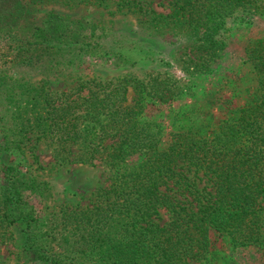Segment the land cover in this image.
I'll list each match as a JSON object with an SVG mask.
<instances>
[{
    "label": "trees",
    "instance_id": "trees-1",
    "mask_svg": "<svg viewBox=\"0 0 264 264\" xmlns=\"http://www.w3.org/2000/svg\"><path fill=\"white\" fill-rule=\"evenodd\" d=\"M48 1L52 0H0V27L12 28L26 18L31 5ZM124 1L133 0L116 3L120 6ZM174 1L179 3L172 11L173 19L182 21H198L208 11L210 19L221 26L237 6L252 7L264 16V0ZM85 26L84 19L71 22L50 10L40 25L32 27L31 36L73 41L85 36L81 31ZM244 54L257 82L246 99L226 106L204 128L194 119L184 127H173L168 142L161 146L160 130L149 125L156 120L144 115L148 99L141 91L147 82L134 76L89 79L67 89H35L37 98L25 106L24 126L30 138L51 144L52 158L58 163L101 164L109 172L107 183L95 187L88 202L64 205L58 215L72 225L82 247L90 246L95 260L102 264H191L210 243L209 230L213 237L226 236L231 247L253 244L264 250V35L248 38ZM128 85L133 92L129 100ZM17 144L2 130L0 231L20 224L23 252L29 251L43 264H75L69 261L73 257L51 247L47 236L34 226L39 223L35 215L20 202L22 189L39 191L41 182H35L22 171V163L13 160ZM134 152L140 153L137 162H122ZM169 183L178 192L187 191L184 196L190 199L182 202L166 194ZM162 205L168 206L171 217L159 222ZM191 229L201 232V241L193 242Z\"/></svg>",
    "mask_w": 264,
    "mask_h": 264
},
{
    "label": "rangeland",
    "instance_id": "rangeland-1",
    "mask_svg": "<svg viewBox=\"0 0 264 264\" xmlns=\"http://www.w3.org/2000/svg\"><path fill=\"white\" fill-rule=\"evenodd\" d=\"M116 1L34 4L17 25L0 27V136L3 130L16 140L13 160L20 161L22 171L35 182H41L39 191L22 189L20 202L35 215L39 223L34 226L47 236L51 247L73 257L69 261L75 264L102 263L91 256L90 246L82 247L72 225L58 218L60 208L88 202L93 189L107 183L109 172L101 164L58 163L52 158L51 144L30 138L24 126L25 106L37 98L35 89H67L89 79L134 76L147 82L141 91L148 99L144 115L156 120L149 125L160 130L161 146L168 142L173 127H184L194 119L204 128L226 106L242 103L257 84L244 44L248 38L264 35V16L252 7L237 6L218 26L208 11L198 21L173 19L172 11L179 3L174 0H133L120 6ZM50 10L71 22L84 19L87 26L81 31L85 36L73 41L31 36L32 27L40 25ZM156 13L161 16L152 18ZM126 90L129 100L131 86ZM139 158L140 153L134 152L122 162L134 164ZM165 191L182 202L191 197L170 183ZM158 214L159 222L171 217L165 205L158 208ZM192 229L193 242L201 241V232ZM208 236L210 243L191 264H264V250L257 245L231 247L226 236L213 237L212 230ZM20 240V224L0 231V264H43L29 251H22Z\"/></svg>",
    "mask_w": 264,
    "mask_h": 264
}]
</instances>
